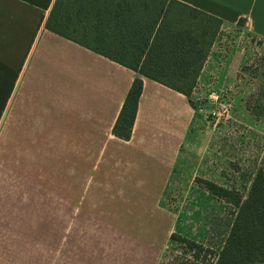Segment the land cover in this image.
I'll return each mask as SVG.
<instances>
[{"label":"crops","instance_id":"0c3cea01","mask_svg":"<svg viewBox=\"0 0 264 264\" xmlns=\"http://www.w3.org/2000/svg\"><path fill=\"white\" fill-rule=\"evenodd\" d=\"M56 1L0 0V264H152L192 96L143 78L131 139L114 136L139 75L49 31ZM177 1L264 41V0ZM216 43L192 95L227 83L236 48L215 60Z\"/></svg>","mask_w":264,"mask_h":264},{"label":"trees","instance_id":"16d2710c","mask_svg":"<svg viewBox=\"0 0 264 264\" xmlns=\"http://www.w3.org/2000/svg\"><path fill=\"white\" fill-rule=\"evenodd\" d=\"M222 24L177 0H57L47 29L139 75L113 128L114 136L129 141L143 78L190 98ZM206 189L236 209L221 250L215 252L176 233L170 241L195 261L211 257V264H264V161L246 198L214 183Z\"/></svg>","mask_w":264,"mask_h":264},{"label":"rangeland","instance_id":"374dc122","mask_svg":"<svg viewBox=\"0 0 264 264\" xmlns=\"http://www.w3.org/2000/svg\"><path fill=\"white\" fill-rule=\"evenodd\" d=\"M216 41L211 54L215 60L236 48L233 65L227 83L218 86L214 96H208L211 88L202 86L192 95L195 119L162 200L173 224L166 229L165 243L152 264H211V257L195 261L192 254H185L170 241L171 235L220 251L236 209L206 187L214 183L246 198L264 161V41L239 29L221 31Z\"/></svg>","mask_w":264,"mask_h":264}]
</instances>
